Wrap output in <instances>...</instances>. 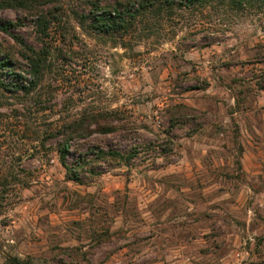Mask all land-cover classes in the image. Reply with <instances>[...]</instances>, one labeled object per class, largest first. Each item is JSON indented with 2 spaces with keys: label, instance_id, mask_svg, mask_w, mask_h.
<instances>
[{
  "label": "rangeland",
  "instance_id": "374dc122",
  "mask_svg": "<svg viewBox=\"0 0 264 264\" xmlns=\"http://www.w3.org/2000/svg\"><path fill=\"white\" fill-rule=\"evenodd\" d=\"M62 1L41 112L26 126L0 108V264H264V6L178 8L122 40ZM18 32L38 45L32 20ZM84 114L115 128L93 127L70 161L88 146L135 156L76 182L44 131Z\"/></svg>",
  "mask_w": 264,
  "mask_h": 264
},
{
  "label": "trees",
  "instance_id": "16d2710c",
  "mask_svg": "<svg viewBox=\"0 0 264 264\" xmlns=\"http://www.w3.org/2000/svg\"><path fill=\"white\" fill-rule=\"evenodd\" d=\"M84 1L82 9L74 13L79 23L91 33L112 38L117 36L122 40L134 32L139 24L146 23L158 15L170 16L178 8L196 9L215 2L232 7L255 4L264 6V0ZM0 8H12L24 12V16L20 19L0 20V31L9 35L14 41V44L9 43V45L0 43V108L13 106L28 126L29 117L41 112L43 102L41 86L44 75L54 65L56 48L50 41L53 25L63 22L68 8L62 0H0ZM28 20L34 22L38 45L30 43L18 32ZM93 116L84 114L79 117H69L54 123L44 131L45 141L48 137L57 139L56 150L59 153V160L66 170L67 178L76 182L83 180L82 173H98L95 166L105 160L128 162L135 156L133 151L126 154L111 148L105 150L88 146L70 161L68 154L74 142L88 137L95 130L93 127L102 132L114 130L111 120H100ZM6 261L8 264H28L27 260L11 255L6 257Z\"/></svg>",
  "mask_w": 264,
  "mask_h": 264
}]
</instances>
